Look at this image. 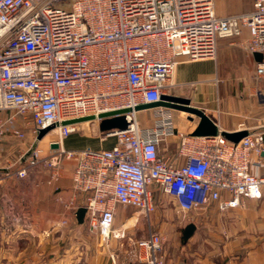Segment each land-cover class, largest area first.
<instances>
[{"label": "built area", "instance_id": "obj_1", "mask_svg": "<svg viewBox=\"0 0 264 264\" xmlns=\"http://www.w3.org/2000/svg\"><path fill=\"white\" fill-rule=\"evenodd\" d=\"M243 27L245 49L261 54L254 76L264 79V0L226 16L216 15L213 0H0V113L7 112L0 116V137L35 139L49 127L46 133L56 134L50 143L57 145L40 155L30 144L20 166L0 167V181L25 177L38 164L48 170V181L55 180L62 161L73 160L71 187L83 195L90 230L106 241L123 237V226H114L116 205L134 207L148 226L133 241L138 260L165 264L164 235L150 227L156 208L151 186L182 213L211 203L227 212L242 199H259L264 175L250 166L260 163L264 131L236 142L220 133L186 134L175 128L170 107H134L172 94L178 61L215 57L216 40ZM124 108L130 109L123 113L126 128L102 131L116 138L111 147L64 148L70 132ZM140 109H150L151 124L139 123ZM84 116L92 118L63 123ZM171 134L179 145L165 156L159 143Z\"/></svg>", "mask_w": 264, "mask_h": 264}, {"label": "crops", "instance_id": "obj_2", "mask_svg": "<svg viewBox=\"0 0 264 264\" xmlns=\"http://www.w3.org/2000/svg\"><path fill=\"white\" fill-rule=\"evenodd\" d=\"M213 3L218 16L252 8V0ZM247 37L243 27L238 35L218 38L215 57L181 59L172 77V93L189 98L192 105L210 117L218 131H264V79L254 76L258 59L245 49ZM170 115L177 130L192 134L197 117L191 119L187 112L173 108ZM141 124L147 125L146 121ZM90 125L92 131H83L84 126L65 136L64 148H109L115 143L114 136H104L98 125ZM10 138L0 137L2 154L10 151ZM50 141L44 154L53 148ZM178 145L179 136L171 134L159 143V149L165 156H172ZM251 158L257 160L255 156ZM259 160V164H251L250 170L264 175V150ZM73 165V160H63L60 177L51 181L48 170L40 164L30 168L25 177L12 174L0 181V264H144L138 260L133 245L144 235L143 223L131 213V206L117 204L114 218L127 234H132L129 240L111 237L106 241L90 230L85 217L78 221L76 211L83 203V195L71 187ZM156 189L151 188L152 193ZM169 199L174 210L179 211L174 200ZM153 202L157 210L164 205L162 198ZM241 203L227 212L218 211L213 203L191 211L178 233L167 232L166 226L173 223L160 220L155 213L150 227L165 230L172 238L163 243L165 264H264V193L259 199L246 198ZM188 225L193 228L187 231Z\"/></svg>", "mask_w": 264, "mask_h": 264}, {"label": "water", "instance_id": "obj_3", "mask_svg": "<svg viewBox=\"0 0 264 264\" xmlns=\"http://www.w3.org/2000/svg\"><path fill=\"white\" fill-rule=\"evenodd\" d=\"M255 57H257L258 60L261 58V54L259 52L254 53ZM160 100L156 102H151V103H143L139 104L134 109H139V108H148L151 106L155 105H163L166 107H170L173 109H179L183 110L187 113H189V118L193 119L197 117V123L192 131V135H215L217 133H220L223 135L226 139L236 142L238 141L241 137L247 134L246 130H237V131H218L217 126L215 123L210 119V117L199 107L192 105L190 103V99L187 97L179 96V95H174V94H161ZM129 108H124L116 111H109V112H103L99 114V117L102 119L98 123V127L101 131H107V130H112L114 128L116 129H124L127 126V120L124 117L123 113L126 111H129ZM118 113L119 115H113ZM92 118L91 116H84L68 121H64L63 123H69V122H78L86 119ZM49 127L42 128L39 130L36 138L34 139V144L38 139H40L47 131ZM56 143H51V147H56ZM84 214H85V207L80 206L78 207L76 211V217L78 221H83L84 219ZM193 225H188L187 231L192 229Z\"/></svg>", "mask_w": 264, "mask_h": 264}, {"label": "rangeland", "instance_id": "obj_4", "mask_svg": "<svg viewBox=\"0 0 264 264\" xmlns=\"http://www.w3.org/2000/svg\"><path fill=\"white\" fill-rule=\"evenodd\" d=\"M187 114H189V113H187ZM2 115H3V113H0V116H2ZM182 115H183V113H182ZM137 119H138L140 124L144 121H146L147 125L151 124L152 117H151L150 109H140L137 113ZM81 127H84L83 131H89V130L92 131V127L90 124H83ZM81 127H80V129H81ZM55 138H56V134L50 131L48 133H45V135L42 138L38 139L36 141V143L34 144L35 148L37 149L38 154H40V155L44 154L45 150L47 149L48 140L50 141V140L55 139ZM10 139H12V141H10V143L7 145V147L10 149V151H8L7 153H3V154L0 152V167L9 166L10 169L11 168L15 169L16 167H18L22 164L21 160L19 158L20 154L23 151H25L28 147H30L31 146L30 144L34 143V138L28 135L27 138H25L23 140H20L18 138H13V137H11ZM24 157H26V155ZM153 187H155V186H151V188H153ZM161 198L163 199L164 205L159 206L158 210L155 208L154 212L149 215L150 226H151V219L153 218L155 213H158L160 220H162V219L165 221L170 220L171 223H173V225L169 224L168 226H166L167 232L174 230L176 233H178V231L180 229L179 226H182L185 223V221L189 219V214H191V213L190 212L182 213L181 211H175L174 208L172 207V204H171L172 202L170 201L169 197L164 195L163 193L159 192L158 189H156V192L152 193V200H157V199H161ZM131 208H132L131 213L134 216H136L140 222L143 223L142 234H145L148 230V226L145 223L146 219H144V216L138 215L137 211L134 207H131ZM167 209L171 210V212L168 211V212L163 214L161 210H167ZM196 212H194V213H196ZM168 216H169V218H168ZM114 226H116V227L121 226V224L120 223L118 224L115 221ZM94 230L96 231V229H94ZM126 231H125V235L123 237H119V238L118 237H112V238H117L120 241L121 240H129L128 237H129V235L132 236V234H127ZM162 232L164 233V234L162 233L164 235V244H167L170 241H172V238H168V236L166 235L165 230ZM139 234H141V233H137V235H139ZM173 240H175V239L173 238ZM164 244H163V246H164Z\"/></svg>", "mask_w": 264, "mask_h": 264}]
</instances>
